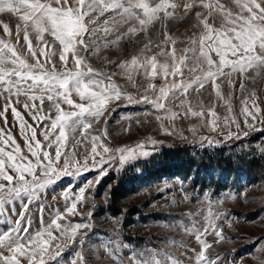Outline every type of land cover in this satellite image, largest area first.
Instances as JSON below:
<instances>
[{
	"label": "snow or ice",
	"instance_id": "6c2138e0",
	"mask_svg": "<svg viewBox=\"0 0 264 264\" xmlns=\"http://www.w3.org/2000/svg\"><path fill=\"white\" fill-rule=\"evenodd\" d=\"M200 6L207 11L205 15L197 12L199 25L202 31L199 35L188 38L187 46L178 49L177 40L165 31L163 39L158 43L149 39L141 47L136 55L130 60H122L116 64L119 72L111 75L97 71L85 59L82 53L89 52L95 55L101 48L116 46L121 40H127L139 33H147L149 26L159 22L163 25L168 19L175 16L174 10L177 4L172 0H0V13H11L18 17L16 32L19 34L21 28L24 32V41L27 43V53L30 54L35 63H29L21 50L11 44L8 40L0 39V97L3 98V111L0 116L5 115L9 108L12 115L20 122L21 132L30 128L24 121L21 113L13 104H19L23 95L28 101L39 100L43 105L44 99L53 102L57 115L54 119L41 115L42 107L37 108L33 103H24L23 107L30 112L35 109L33 120L50 119L49 130L43 132L47 147H56L55 156H51L47 150L41 151V143L36 139V130L31 128V136H24L28 152L35 158V162L22 154L20 146L16 143L10 133L0 129V220L9 225L13 221L8 218L7 206H11V212L16 213L14 202L19 201L22 211L19 219L14 222L15 226L9 231L0 233V264H47L48 260H55L63 250L60 243L53 241L61 237L74 240L78 230L90 228L89 223H75L61 225L57 221L61 215L57 213L56 218L46 229L30 234L28 228L22 231V222L29 204L38 199V193L47 186L58 181L60 177L71 176L81 171L88 170V160H93V167L107 164L116 159L119 153V162L124 164L129 160L136 159L138 155H147L143 151V145L132 147H121L115 150L99 143L100 135H92L88 132L94 122L107 110L110 101L126 98L130 103H148L154 109L164 110L166 115L158 116L157 119H176L178 114L167 108L165 101L169 103L183 96L180 100L181 106L188 105L185 115L192 117H203L204 113L211 117L208 124L211 130L218 128L219 117L213 108H205L203 103L199 105L200 110H194L189 104L187 94L190 89L197 93L205 88L209 82L212 83L216 95L224 99L221 92V83L217 80L223 77L227 83H233L232 75L239 73L245 79L255 80L264 73V0H232L233 7H227L221 0H198ZM197 0L185 3V14L196 6ZM110 13V16H106ZM100 17H105L104 27L99 23ZM217 20L219 21L217 23ZM3 30L10 37L11 30L4 24ZM30 32L35 35L37 44L33 47L29 39ZM45 34L54 38L59 44V51L53 50V44L45 39ZM115 36L114 39H107ZM87 39L92 40L89 45ZM103 40V43L97 41ZM171 44V51L165 50L162 45ZM158 51H153V49ZM44 57V61L37 56ZM58 54L59 67L52 61ZM164 59L161 60L160 58ZM215 57V58H214ZM105 63L113 64L115 61L106 60ZM183 69H187L188 75L182 80L175 77L184 76ZM227 69V71H226ZM254 73V75H253ZM123 74L127 77L133 87L145 94L141 100H134L133 96L121 91L112 80V76ZM140 76L147 80V87L136 84V77ZM159 78L163 81L156 85L154 81ZM244 88L243 83L240 85ZM75 93L80 103L71 98ZM150 93V94H149ZM251 101L252 107H249ZM61 103L71 106L70 111L61 108ZM228 103V111L231 112V104ZM242 113L247 124L248 118L256 120L261 113L257 104V95L253 90L241 101ZM92 117L88 120L85 117ZM231 117H224V127L230 126ZM235 123L234 120H231ZM5 123L7 120L5 119ZM251 127L252 125H248ZM239 128V124H236ZM59 128V133L54 139H50ZM82 128L81 135L87 140L90 137V155L84 156L83 163L76 158L75 152L71 156L62 153L67 136L65 129L75 133ZM167 132L168 129H165ZM191 131L195 132L193 128ZM246 135V133H245ZM233 133L227 132L226 138H232ZM240 137L237 135L236 139ZM207 139V138H202ZM34 142V144H33ZM218 141L208 140V143ZM77 144L81 141L77 140ZM155 144V141H152ZM101 149L100 151H98ZM10 149V150H6ZM87 146L85 152L88 153ZM112 153L107 158L105 154ZM62 155L65 156L61 162ZM100 159L97 160L96 157ZM70 169H74L71 171ZM84 188L80 189L79 195L67 208L71 215L76 212L77 202L84 200ZM65 193V199H68ZM27 198V203H25ZM219 216H214L209 210L205 218L207 224L203 231L193 225L188 231L195 234L201 250L195 253L194 264H217L219 258H210L206 250L211 247L206 239L202 238L209 229L215 232L217 240L224 237L216 229L214 221ZM60 232V237L54 236L52 229ZM84 235H81L79 243H84ZM110 243H116L110 241ZM119 248V244H116ZM55 248V251L51 249ZM194 251V250H193ZM77 259L73 264H88V257L83 252H77ZM131 264H181L179 259L170 253L161 252H132ZM122 264L127 262L122 260Z\"/></svg>",
	"mask_w": 264,
	"mask_h": 264
},
{
	"label": "rangeland",
	"instance_id": "374dc122",
	"mask_svg": "<svg viewBox=\"0 0 264 264\" xmlns=\"http://www.w3.org/2000/svg\"><path fill=\"white\" fill-rule=\"evenodd\" d=\"M172 2L177 4V8L174 10L175 16L168 19L163 25L156 22L149 26L147 33L142 32L127 40H121L116 46L101 48L95 55L91 51L84 52L82 55L94 69L111 75L113 72H119L116 64L122 60H130L149 39L158 43L163 39L165 31L177 40L176 47L178 49L187 46L188 38L193 37L194 34L199 35L203 30L202 26H198L199 21L196 13L202 12L206 15L207 11L200 6L198 0L196 6L187 14H185L183 5L191 0H172ZM221 2L227 7L234 8L232 0H221ZM110 15V13H106V16ZM104 19L105 17H100L101 28L105 26ZM18 23V17L14 14L0 13V39L8 40L21 50L29 63H35V60L27 53L23 29L21 28L19 34L16 32ZM4 24H7L11 30L10 37L3 30ZM114 38L115 36L107 37V39ZM29 39L35 48L37 41L31 32ZM45 39L53 44V50L58 53L60 47L58 42H55L54 38L47 34H45ZM86 42L89 45L92 44V40L87 37ZM97 43L102 44L103 40L97 41ZM162 47L171 51L172 45H162ZM153 51H158V49L154 48ZM37 56L41 62L44 61V57H40L39 52H37ZM106 60H113L115 63L107 64ZM52 61L59 67L58 54L52 58ZM183 71L184 76L174 79L178 81L184 79L188 73L187 69H183ZM112 80L122 92L133 96L136 101L141 100L145 94L142 90L138 91L137 87H133L123 74L112 76ZM232 80L231 85L223 77L217 80V83L223 81L221 92L224 99L216 95L211 82L206 84L199 93L190 89L187 94L189 104L194 110H200L201 102L205 108L215 110L219 117L216 131H212V126L208 124L211 117L207 112L203 117L185 115L188 105L181 106L180 100L184 99L183 96L170 103L165 101L166 107L178 114L174 120L157 119L158 116H165V111L154 109L148 103H130L124 97L108 102L104 115L99 122L93 123L88 132L92 135H100L99 143L110 149L132 147L139 151L137 145H143V151L148 154L138 155L136 159L121 164L119 162L120 154L116 153V159L99 167H93V160L90 158L87 171H81L71 176L62 175L58 181L38 193V199L29 204L28 211L25 213V220L21 225L22 231L24 227H27L28 232L34 235L46 229L56 218L57 213L62 217L57 221L62 226L75 223L91 225L90 228L78 230L74 240L61 237L59 240L53 241V244L60 243L63 250L60 256L55 260H48L47 264H73V261L77 259V252L87 255L88 264H122V260L131 264L132 252L142 253L157 250L172 254L179 259L181 264H194L195 253L201 250V245L197 242L195 234L187 229L195 225L203 231L207 224L205 218L208 216L209 210L214 216H219L214 223L224 238L218 241L211 228L209 233L202 237L211 245L206 250L208 257L219 258L217 264H264V184H254L244 176L238 177L235 189L225 190L218 195H213L209 191L189 192L185 189L182 181L176 177L144 183L136 193L116 200V205L123 211L121 215L115 216L108 212V193L113 178L124 176L127 168L140 160L148 159L163 147L175 143H188L193 146L197 145L199 148H209L208 140L210 138L223 142L236 139L237 135L241 139L264 130V73L256 77L254 81L245 79L239 73H234ZM147 83L148 81L142 77H136L138 86L142 85L146 88ZM154 83L159 86L163 81L157 78ZM242 83L243 89L240 87ZM253 90L256 92L257 104L261 108V113L256 120L249 117L246 124L241 101ZM71 98L76 103L82 102L75 93ZM226 100L231 104L230 113ZM20 101L19 104L14 103L13 106L21 113L30 128H25L22 134L20 122L12 115L9 108L5 115L0 116V129L10 133L20 146L22 154L35 162V158L28 152L24 138L25 135L30 137V129L34 128L36 139L41 143V151L47 150L54 157L55 145L48 148V142L44 140L42 134L49 130L51 120H33L35 109L30 112L23 107L24 103L29 105L34 103L38 109L42 107L41 115L54 119L57 113L53 102L45 98L41 105L39 100L28 101L23 95L20 97ZM3 104L4 100L0 97V111H3ZM249 107H252L251 101H249ZM61 108L65 111L75 110L64 103H61ZM226 116L235 121L232 123L230 120L228 128L224 127V117ZM5 119L7 123H5ZM85 119L93 118L86 116ZM237 123L239 128L236 127ZM193 128L196 129L195 132L191 131ZM165 129L168 131L166 132ZM82 131V128H78L73 133L69 129H65L67 140L61 149L62 153L69 156L75 152L76 158L81 163H83L86 154L90 155L91 147L90 137L86 140L81 135ZM228 131L233 133L232 138H226ZM58 133L59 128L50 139H54ZM77 140L81 143L77 144ZM152 141H155V144ZM86 146L89 150L88 153L85 152ZM258 146L259 144L251 145L250 148H258ZM100 150L98 147V151ZM109 155L112 153L105 154V158ZM64 158L65 156L62 155L61 162ZM96 159L99 160L100 157L97 156ZM70 170L74 171V169ZM81 188L85 190V198L83 201L77 202L76 212L78 214H68L66 210L79 195ZM65 193L69 194L67 200ZM24 202H28L27 198ZM14 204L15 214L11 212V206H7V215L13 224L9 225L6 221L0 220V233L9 231L11 227L15 226L14 222L19 219V213L22 211L21 204L19 201ZM52 232L54 236L60 237V232L55 228L52 229ZM82 234L85 235L84 243L81 245L79 241ZM110 241L116 243H110ZM116 244H119V248L116 247ZM51 251L54 252L55 248ZM169 264H171L170 261Z\"/></svg>",
	"mask_w": 264,
	"mask_h": 264
},
{
	"label": "trees",
	"instance_id": "16d2710c",
	"mask_svg": "<svg viewBox=\"0 0 264 264\" xmlns=\"http://www.w3.org/2000/svg\"><path fill=\"white\" fill-rule=\"evenodd\" d=\"M256 144L258 148H250ZM239 176L254 184H264V130L241 139L214 142L209 148L188 143L163 147L148 159L127 168L124 176L113 178L108 193V212L121 215L123 211L116 200L136 193L144 183L176 177L189 192L209 191L218 195L235 189Z\"/></svg>",
	"mask_w": 264,
	"mask_h": 264
}]
</instances>
